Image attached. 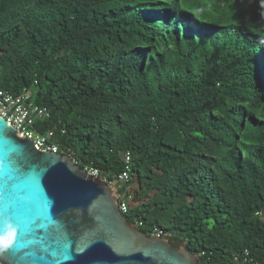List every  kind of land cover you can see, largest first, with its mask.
Returning <instances> with one entry per match:
<instances>
[{
    "label": "trees",
    "instance_id": "trees-1",
    "mask_svg": "<svg viewBox=\"0 0 264 264\" xmlns=\"http://www.w3.org/2000/svg\"><path fill=\"white\" fill-rule=\"evenodd\" d=\"M0 89L82 168L129 151L143 232L264 264V0H0Z\"/></svg>",
    "mask_w": 264,
    "mask_h": 264
},
{
    "label": "water",
    "instance_id": "water-1",
    "mask_svg": "<svg viewBox=\"0 0 264 264\" xmlns=\"http://www.w3.org/2000/svg\"><path fill=\"white\" fill-rule=\"evenodd\" d=\"M116 193L0 115V235L19 233L0 264H197L184 245L128 222Z\"/></svg>",
    "mask_w": 264,
    "mask_h": 264
},
{
    "label": "built area",
    "instance_id": "built-area-1",
    "mask_svg": "<svg viewBox=\"0 0 264 264\" xmlns=\"http://www.w3.org/2000/svg\"><path fill=\"white\" fill-rule=\"evenodd\" d=\"M30 94V91L26 89H23L22 92L17 94L0 89V115L10 122L22 135L32 139L37 148L58 152L57 144L51 140L50 131L40 134L34 129L35 121L48 118L49 113L45 107L30 102ZM121 156L123 157V161L125 163V169L119 173L117 178L107 180L105 176L100 175V170L95 167L87 166L84 169L90 174L104 180L109 186L116 190L118 208L120 212L124 214L128 209L127 199L129 196L127 194V182L131 177L129 174L131 167V155L130 152L126 150L121 153ZM123 186L125 188L122 190L121 188ZM148 234L162 237L163 232L161 230L154 229ZM249 262V253L246 249H244L241 254H235L233 258L225 264H249ZM197 264L207 263L203 261L200 262L198 260Z\"/></svg>",
    "mask_w": 264,
    "mask_h": 264
},
{
    "label": "snow or ice",
    "instance_id": "snow-or-ice-1",
    "mask_svg": "<svg viewBox=\"0 0 264 264\" xmlns=\"http://www.w3.org/2000/svg\"><path fill=\"white\" fill-rule=\"evenodd\" d=\"M16 227H20L19 223L16 221L14 214L10 216ZM19 233L16 231H9L5 235H0V250H8L10 247L14 246V240L18 239Z\"/></svg>",
    "mask_w": 264,
    "mask_h": 264
}]
</instances>
